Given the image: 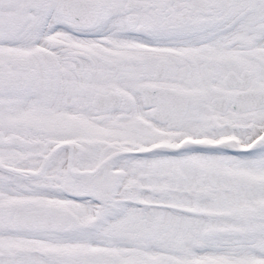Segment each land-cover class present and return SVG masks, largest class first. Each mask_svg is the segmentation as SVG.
<instances>
[{
  "label": "snow or ice",
  "instance_id": "1",
  "mask_svg": "<svg viewBox=\"0 0 264 264\" xmlns=\"http://www.w3.org/2000/svg\"><path fill=\"white\" fill-rule=\"evenodd\" d=\"M0 264H264V0H0Z\"/></svg>",
  "mask_w": 264,
  "mask_h": 264
}]
</instances>
